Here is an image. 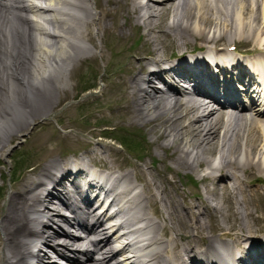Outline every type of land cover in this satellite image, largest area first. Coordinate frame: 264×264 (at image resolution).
<instances>
[{"label": "bare ground", "instance_id": "obj_1", "mask_svg": "<svg viewBox=\"0 0 264 264\" xmlns=\"http://www.w3.org/2000/svg\"><path fill=\"white\" fill-rule=\"evenodd\" d=\"M86 1L0 0V154L9 138L46 114L42 108L53 97H40L45 90H39L55 93L57 106L65 98L74 63L93 54L83 45L92 42V27L106 32L105 19L115 24L120 12L118 28L141 39L138 47H125L118 69L106 76L101 106L109 112L101 116L102 128L88 130L98 141H82L78 152L60 156L61 164L58 157L32 164L12 178L5 200L0 195V264H59L53 254L74 264H264V238L257 240L264 224L251 231L247 223L256 200L264 198V111L249 115L218 106L239 98L226 75L231 69L224 66L217 76L211 66L218 63L214 54L233 56L229 45L254 55L234 68L242 90L252 75L247 65L264 64V0H105V7L95 0L98 13ZM97 53L106 60L101 48ZM165 79L164 89L156 86ZM182 82L192 87L180 89ZM136 126L153 137L160 163L168 159L176 173H193L201 189L179 185L151 164L132 163L97 138ZM84 175L91 177L81 185L77 180ZM102 175H114V201L129 196L128 224L145 223L139 229L146 240L141 259L131 245L114 244L122 236L113 225L104 227L112 215L103 209L95 214L88 199L93 194L83 195ZM55 198L60 202L54 207ZM226 200L231 214H223ZM67 209L73 214H63ZM227 220L236 226H221ZM69 227L84 229L83 237ZM86 243L97 256L83 249ZM119 253L127 254L116 260Z\"/></svg>", "mask_w": 264, "mask_h": 264}, {"label": "rangeland", "instance_id": "obj_2", "mask_svg": "<svg viewBox=\"0 0 264 264\" xmlns=\"http://www.w3.org/2000/svg\"><path fill=\"white\" fill-rule=\"evenodd\" d=\"M91 1L93 3V0ZM96 1L99 5L106 6L105 0ZM86 3L92 12H99L100 9L95 8L94 3L92 5L89 1ZM111 11L113 12V9ZM116 15L120 16L117 17L115 24L111 19H105L106 32L103 33L101 30L98 31L95 26L92 27V42L86 41L83 45L86 47L91 45L93 47L91 48L93 54L82 62L74 63L73 79L67 83L68 93L66 92L67 94H65V100L63 99L57 106L55 103L57 101L55 93L50 94L46 88L39 90V93L45 90L43 95L38 94L40 97H47L48 95L53 97L51 104L47 102L42 108L46 114L37 115L31 124L25 126L20 135H15L7 140L8 147L0 154V195H2V199L5 200L7 193L11 190L12 178L17 179L32 164L35 166V164L47 159V157L61 158L60 156L63 157L68 151L76 153L79 151L76 147H80L82 141H88L91 144L94 141H98L96 138H91L88 130L102 128L100 125L105 118L101 116L107 117V112H109L105 105L101 106L102 101H104L101 89H104L107 82L110 81V79H106V76H109L113 70L118 69L116 61L125 52V47L136 48L141 42V39H139L134 30L123 29L121 31L118 28L123 19L120 12ZM95 30L97 33H95ZM122 35L127 38L125 40L118 38ZM99 48L104 52L106 60H111L114 63L112 66L111 61L106 64V60L104 61L99 56V53H97ZM67 72L64 70V74H67ZM49 73L50 71L48 70L46 75ZM50 85L51 83L49 82L48 86ZM89 86H94V89L86 93L83 92ZM51 108L52 110H50ZM99 109L100 111H98ZM107 137L108 139L97 138L99 141L111 145L120 153L122 158L132 163L151 164L155 170L166 172L168 177L172 176V179L179 183V185H189V189L192 184H196L195 188L197 190L201 189V183L196 175L193 173L185 174L181 171L176 173L172 165H167L168 159H164L165 163H160L159 159L153 156L155 150V144L152 142L153 137L143 128L136 126L117 129L113 130ZM168 140L170 141V138ZM148 153L151 156H148ZM160 156H164L163 151H161ZM248 182L257 184L251 180ZM184 186H181V188L185 189ZM262 187L264 188V186ZM180 202L186 206L184 201ZM256 202L259 205L258 208L253 209L248 216L247 223L251 225V231L262 227L264 224V198L261 197ZM229 205L231 204L226 200L223 214H231ZM227 221V223L221 226H236V220ZM217 230L215 231L216 234ZM43 249L46 250L44 247ZM47 252L51 255L49 251Z\"/></svg>", "mask_w": 264, "mask_h": 264}]
</instances>
